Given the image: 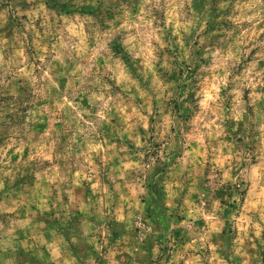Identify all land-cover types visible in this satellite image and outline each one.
Instances as JSON below:
<instances>
[{"label": "rangeland", "instance_id": "1", "mask_svg": "<svg viewBox=\"0 0 264 264\" xmlns=\"http://www.w3.org/2000/svg\"><path fill=\"white\" fill-rule=\"evenodd\" d=\"M0 264H264V0H0Z\"/></svg>", "mask_w": 264, "mask_h": 264}]
</instances>
